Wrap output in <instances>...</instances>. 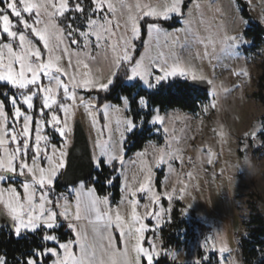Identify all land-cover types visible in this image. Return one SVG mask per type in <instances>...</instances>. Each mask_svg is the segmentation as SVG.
Instances as JSON below:
<instances>
[{
    "label": "snow or ice",
    "instance_id": "snow-or-ice-1",
    "mask_svg": "<svg viewBox=\"0 0 264 264\" xmlns=\"http://www.w3.org/2000/svg\"><path fill=\"white\" fill-rule=\"evenodd\" d=\"M252 7V0H228L227 9L216 11L221 20L230 16L239 31L217 24L208 39L192 27L193 11L201 8L192 0L121 4L119 14L113 0H0V244H25L11 259L0 250V264H133L131 240L134 264H176L172 249H180L163 235L174 212L184 218L195 212L202 223L209 214L196 208L195 197L175 207L199 189L193 171L179 187L155 188L156 170L166 166L171 173L176 162L185 164L182 150L172 147L175 138H168L167 114L174 105L197 101L203 112L216 108L218 86L203 70L205 59L217 61L214 74L222 58L246 65L264 57V12L252 18ZM193 44L204 51L182 55ZM102 63L106 69L96 67ZM233 74L240 83L232 90L251 79L244 65ZM81 116L95 133L82 147L75 134ZM161 133L164 148H137ZM241 145L242 153L264 155V118ZM132 149L135 159L128 156ZM201 152L214 167L218 154L210 147ZM138 162L142 180L130 187L126 165ZM118 182L126 214L119 203L113 209L111 189ZM239 183L244 185L243 174ZM141 194L149 200L142 213ZM252 218L260 226L242 240L255 241L250 264H264V216ZM198 248L188 264H227L229 253L213 238Z\"/></svg>",
    "mask_w": 264,
    "mask_h": 264
},
{
    "label": "rangeland",
    "instance_id": "rangeland-1",
    "mask_svg": "<svg viewBox=\"0 0 264 264\" xmlns=\"http://www.w3.org/2000/svg\"><path fill=\"white\" fill-rule=\"evenodd\" d=\"M137 2L143 3L147 0H113L117 6L118 14L121 4L129 5ZM197 3L201 5V8L193 11L192 27L202 37L211 39L216 34V25L221 23L227 26L229 32L239 31V27L231 23L230 16L225 13L221 20V16L216 11L219 8L227 9L228 0H216L215 7L209 6L210 0H195L192 2V6ZM252 5V10L248 12L252 18L264 12V0H252ZM123 11L126 12V9ZM203 51V45L193 44L183 51L182 55L196 56L197 53ZM195 63L201 64L199 60H196ZM214 64H217L216 60L209 63L205 59L202 66L203 70L214 75L215 84L218 86L216 108L203 112L199 106L196 113L180 110L168 111L165 123V127L169 130L168 138L170 140L175 138L172 140V147L173 149L179 147L182 150L185 164L181 167L179 162H176L173 166L174 171L171 173L168 172L166 166L163 170H156L154 173V183L157 174L159 172L163 174L162 190L164 183L169 188L179 187V182L185 179V174L193 171L196 179L192 183H196L198 180L199 189L191 191V195L176 203L175 207L180 209L192 202V197H195L196 208L209 214L207 221L202 223L195 218V212L192 216L184 218L177 211L181 219L188 222L194 220L199 225H195V236L192 239L186 240L182 237L183 242L175 245L180 249L178 253L172 249L176 264H188L187 258H195L199 251L198 245L204 244L206 237L213 238L217 248L223 247L229 253L227 264H243L239 242L242 235L247 232L248 220L257 213L264 216V155H253L251 149L246 154L240 151L244 135L251 134L253 125L259 128L260 122L264 118V57L257 56L255 60L249 61L246 65L243 60L222 58L213 74L212 65ZM243 65L250 72L251 79L248 83H243L241 88L232 90L234 84L240 83L233 73ZM96 67L106 69L107 65L102 63ZM223 89H229V91L225 92ZM254 94H258L259 98L254 99ZM211 100V95H208L207 102L210 103ZM80 120L89 141L90 137L95 136V133L90 131L87 118L81 116ZM112 122L115 123V117ZM165 144L166 139L161 133L147 142L143 149L151 153L153 145L164 148ZM209 147L218 154L214 167L206 165L207 156L201 152L202 148ZM129 157L135 159L133 154ZM189 158H191V163L188 162ZM126 166L129 168L127 173L129 186H138V181L142 180V176L139 175L141 164L138 162L135 167ZM221 172L222 175H214ZM134 173H136L135 177ZM241 174L244 177L242 186L239 183ZM121 195L120 191V199ZM141 196L143 198L138 211L142 213L143 205L148 204L149 200L143 194ZM162 203L167 207L166 200ZM119 204L122 213L130 212V209L121 200ZM113 209H116V205H113ZM117 243L122 249L124 245L118 236ZM133 243L134 240L128 242V256L134 264Z\"/></svg>",
    "mask_w": 264,
    "mask_h": 264
},
{
    "label": "trees",
    "instance_id": "trees-1",
    "mask_svg": "<svg viewBox=\"0 0 264 264\" xmlns=\"http://www.w3.org/2000/svg\"><path fill=\"white\" fill-rule=\"evenodd\" d=\"M195 0H192V2ZM248 16H250L249 13H247ZM251 17V16H250ZM174 28L180 27L179 24H176L175 21H173ZM254 99H258V94L253 95ZM201 100H205V96L203 93L200 95ZM207 99V98H206ZM264 102V100H263ZM199 107V101H197L196 105L192 106H184L181 104H177L173 106V109L170 110H180L182 112H189V113H196ZM153 139V138H152ZM147 142H142L140 145H137V148H142ZM137 149H132L128 153V156L132 155L134 152H136ZM105 173H107V169L105 170ZM162 172H159L155 179V188L156 190H161V180H162ZM111 192L113 195V204L118 202L120 200V182H118V185L116 188L111 189ZM174 218L175 222L172 223L170 226L166 227L164 229V238L169 242L170 245H177L179 244V239L181 237H184L186 240L192 239L195 236L194 227L195 225H199L197 221H186L180 218L178 212H174ZM257 214H255L253 217H255ZM260 226V221L258 219L251 218V223L247 224V231H250L251 229L258 228ZM203 228V226H201ZM177 229H179V232H177ZM185 229H188V236L185 237L182 235ZM149 237L152 235V233L147 234ZM255 244V241H245L243 242L242 238L240 239V249H241V255H242V263L243 264H250L251 260L255 258L256 253L253 252V245ZM256 247H259V245H256ZM25 249L24 242H20V244H16L15 242L8 244L7 241H3L2 244H0V250H8L9 252V258L11 259V256L13 255V250H15V254L19 255L20 251H23Z\"/></svg>",
    "mask_w": 264,
    "mask_h": 264
},
{
    "label": "water",
    "instance_id": "water-1",
    "mask_svg": "<svg viewBox=\"0 0 264 264\" xmlns=\"http://www.w3.org/2000/svg\"><path fill=\"white\" fill-rule=\"evenodd\" d=\"M207 87H208V85H206V84H201L200 85V88H202V89L203 88H207ZM75 134H76L77 141H78V143H79V145L81 147L84 144L89 143L87 135H86V132H85V129L83 127V124H82L81 120H80V123L76 126V133Z\"/></svg>",
    "mask_w": 264,
    "mask_h": 264
},
{
    "label": "built area",
    "instance_id": "built-area-1",
    "mask_svg": "<svg viewBox=\"0 0 264 264\" xmlns=\"http://www.w3.org/2000/svg\"><path fill=\"white\" fill-rule=\"evenodd\" d=\"M179 242H180V243L183 242V238H182V237L179 239ZM239 248H240V242H239Z\"/></svg>",
    "mask_w": 264,
    "mask_h": 264
},
{
    "label": "crops",
    "instance_id": "crops-1",
    "mask_svg": "<svg viewBox=\"0 0 264 264\" xmlns=\"http://www.w3.org/2000/svg\"><path fill=\"white\" fill-rule=\"evenodd\" d=\"M120 200H121V199H120ZM120 200H119V202H120ZM119 202H118V203H119ZM113 205H117V203H116V204H113Z\"/></svg>",
    "mask_w": 264,
    "mask_h": 264
}]
</instances>
